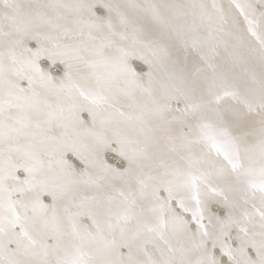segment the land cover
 <instances>
[{
	"label": "water",
	"instance_id": "water-1",
	"mask_svg": "<svg viewBox=\"0 0 264 264\" xmlns=\"http://www.w3.org/2000/svg\"><path fill=\"white\" fill-rule=\"evenodd\" d=\"M44 1L0 0V71ZM55 1L97 30L33 54L73 105L0 138V264H264V0Z\"/></svg>",
	"mask_w": 264,
	"mask_h": 264
},
{
	"label": "bare ground",
	"instance_id": "bare-ground-1",
	"mask_svg": "<svg viewBox=\"0 0 264 264\" xmlns=\"http://www.w3.org/2000/svg\"><path fill=\"white\" fill-rule=\"evenodd\" d=\"M120 2V6L122 7L132 3L131 0H121ZM44 3L46 4L45 7L48 10L44 13L46 19L41 23V25H44L43 28L46 30L44 33L45 36L50 35L53 30L61 26L59 25L61 23L63 25L68 24L74 27L76 26L80 29V31L82 28V31L86 29L82 27L83 23L81 22L82 19L79 18L80 15L73 16V14L69 15L68 12H66V9H68L69 6L63 8L65 4L62 6V4L55 0H45ZM33 6L37 7L38 5L35 4ZM29 10L31 9H26L24 11L30 12ZM102 12L105 14L113 13L116 12V8L114 7L111 10H105ZM116 13L114 15H119L121 17L119 12ZM96 30L97 29L93 27H91V29L87 28L84 32L85 37L92 38ZM44 37L38 36L33 39L35 42L33 45L35 47L34 50L29 51L28 47H14V56L16 58L14 64H16V66H7L4 68V71H0V90H2L3 93H6V95L0 98V138H12V136L9 135L19 134L21 133L20 130L22 129L25 131L26 125H32L30 120L32 116L35 117L40 114V118L50 117L56 113L59 106H66L65 108H67L73 105V103H69V101L65 100L67 99L66 97H69L71 96L70 94H73L72 92H69L70 90H66L64 92L62 89H60L53 94L50 83H44L41 85L39 78L32 81V79L26 77L27 73L28 75L30 72L32 74L34 72L36 74L38 73V63L40 62L41 57L40 55L33 57V54L34 52H38V50L42 47L41 44L44 45ZM52 62L54 61L47 60L44 63L49 65L52 64ZM57 62L63 64V66H61L66 69L78 66L77 63L65 64L61 61ZM34 68H37V70L35 69L33 72L32 69ZM86 74L87 73H85L84 76ZM22 80H25V83L23 84L24 86H18L17 84ZM73 82L74 80L71 81V84H73ZM6 164L7 163L2 164L1 167L4 168ZM21 175L26 176V173L22 172ZM20 187L21 186L14 187V189L8 195H5L3 198H1L3 200L1 201L0 206L5 205L8 200L12 204L17 203L19 206H22V204L26 203V199L28 200V198H32L29 196V190L22 191L18 189ZM7 188L9 189L10 187L6 185L3 186V188L0 190V196L11 189L10 188L8 190ZM21 198H23L24 201L20 200ZM4 207L5 206L2 207L3 210L5 209ZM22 210L24 209L22 208ZM8 214L9 213H6L5 216Z\"/></svg>",
	"mask_w": 264,
	"mask_h": 264
}]
</instances>
